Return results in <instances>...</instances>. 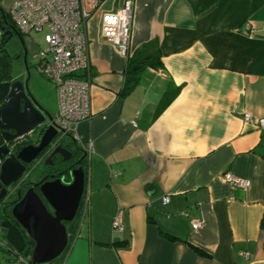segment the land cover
Returning <instances> with one entry per match:
<instances>
[{
	"label": "crops",
	"instance_id": "0c3cea01",
	"mask_svg": "<svg viewBox=\"0 0 264 264\" xmlns=\"http://www.w3.org/2000/svg\"><path fill=\"white\" fill-rule=\"evenodd\" d=\"M124 1L103 0L86 23L77 76L92 115L76 143L89 214L55 262L264 264V129L243 119L264 117V0H133L127 56L100 35ZM24 43L27 57L39 50Z\"/></svg>",
	"mask_w": 264,
	"mask_h": 264
},
{
	"label": "water",
	"instance_id": "95a60500",
	"mask_svg": "<svg viewBox=\"0 0 264 264\" xmlns=\"http://www.w3.org/2000/svg\"><path fill=\"white\" fill-rule=\"evenodd\" d=\"M10 33V32H9ZM26 66V50L23 51ZM28 80L0 83V183L4 188L16 183L22 176L25 165L30 164L44 152H50L45 164L53 162L51 156L59 155V163L68 161L71 152L57 142L75 145L76 140L68 134H61L54 117L48 114L33 99L28 89ZM43 124L42 134L37 144L24 145L14 153L4 141L16 140ZM12 131V133H10ZM67 140V141H66ZM85 153L82 158L86 157ZM74 163L73 165H75ZM77 167H68L39 181L29 182V187L10 209L12 220L5 218L0 227L5 231L8 243L15 255L24 253L28 246L27 238L33 241L28 264H47L61 255L68 244V223L74 221L84 190V168L81 160ZM65 174L70 178L65 182ZM5 195V189L0 198ZM25 258L24 256H22ZM7 264H24L11 262Z\"/></svg>",
	"mask_w": 264,
	"mask_h": 264
},
{
	"label": "built area",
	"instance_id": "2783aa9c",
	"mask_svg": "<svg viewBox=\"0 0 264 264\" xmlns=\"http://www.w3.org/2000/svg\"><path fill=\"white\" fill-rule=\"evenodd\" d=\"M103 0H16L9 8L14 22L24 33L44 31L45 49L31 54L37 71L54 84L56 115L54 122L61 134L78 140L77 126L92 115L90 83L80 79L77 73L88 67V37L86 23ZM133 0L101 16V38L114 45L121 55L129 53V38ZM243 119L264 129V117L253 118L244 113ZM224 181L238 187H248L249 181L229 172L222 175ZM166 202V198L162 197ZM89 194L83 192L74 218L79 228L89 214ZM203 225L201 219L192 221L194 229ZM112 230L121 232L123 224L118 212L112 220ZM18 261L28 260L18 256ZM50 264V263H47ZM54 264V263H53ZM56 264H63L58 262Z\"/></svg>",
	"mask_w": 264,
	"mask_h": 264
},
{
	"label": "flooded vegetation",
	"instance_id": "af4514ba",
	"mask_svg": "<svg viewBox=\"0 0 264 264\" xmlns=\"http://www.w3.org/2000/svg\"><path fill=\"white\" fill-rule=\"evenodd\" d=\"M9 8L5 10L0 6V49L3 50L4 54L8 57L11 65L10 74L5 78H3V80H1L0 83L9 82L11 84L14 81H21V82L25 81L21 79L20 76L13 74L12 61L14 60L22 61L23 66L25 67L23 62V51L26 49L24 43V36L29 35V32L24 33L23 31H21L19 26H17V24L14 22L13 16L9 12ZM15 40H17L16 42L19 43V53L12 55V53L8 51L7 45L9 44L10 41H15ZM26 66L28 67L27 60H26ZM2 102L3 100L0 102V105ZM42 130H43V124H40L34 130H31L25 135L19 137L18 139L7 142L4 141L3 143L8 146L9 151L11 153H14L16 150H18V148L24 145L37 144L42 134ZM10 133H12V131H10ZM58 144H61L63 147L67 148L71 152V157L68 161L64 163H59L61 158L59 157V155L56 154L51 156L50 160L53 162V165L50 166L48 164H45V162L51 151L49 152L43 151L40 154V156H38L35 159V161L25 165V170L21 178L16 183H13L6 188H4L3 184L0 183V193H2L3 189H5V195L2 198H0V221L5 218H9L10 220H12V217L10 215V209L13 206V204L17 202V200L19 199L17 193L20 192V194L22 195L25 192L26 188L29 187V182L31 181L27 180V178L30 176L31 171L33 170L32 166L34 164L43 162L46 168L33 181H39L45 175L50 176L62 170H66L68 172L69 171L67 169L68 167L71 166V168H76L78 166L77 165L78 160H81V166L84 167V162L86 160V157L82 158V156L86 153L84 148L79 146L77 143H75V145H72L71 143L66 144V142L59 141L57 142L56 145ZM74 163L76 164L73 165ZM0 164H1V160H0ZM65 177H66L65 182H69L70 178L68 177L67 174H65ZM68 230H69V226H68ZM8 251L13 255H15L13 249L9 248ZM25 259L27 258L25 257Z\"/></svg>",
	"mask_w": 264,
	"mask_h": 264
},
{
	"label": "rangeland",
	"instance_id": "374dc122",
	"mask_svg": "<svg viewBox=\"0 0 264 264\" xmlns=\"http://www.w3.org/2000/svg\"><path fill=\"white\" fill-rule=\"evenodd\" d=\"M44 31H31L28 36H30L31 40L34 42L37 48L45 49L47 44L43 40ZM15 41H10L7 45V49L12 55L19 53V43ZM28 63V73L23 66L22 61L14 60L12 61L13 67V74L20 76L23 80H28V89L30 91L31 96L33 97L34 101L39 106H44V110L54 116L56 113V96H55V89L54 84L48 80L47 78L43 77L36 69L33 61L31 60V56L27 57ZM67 141V140H66ZM33 170L31 171L30 176L27 178L29 181H33L36 177L45 170V164L36 163L32 166ZM0 246L6 242L5 239V231L0 227ZM1 248V247H0ZM62 255V254H61ZM52 260L51 262L57 261L60 256ZM10 253L7 248L0 249V264H6L7 262H17V259ZM29 256H27L28 258ZM50 262V263H51Z\"/></svg>",
	"mask_w": 264,
	"mask_h": 264
},
{
	"label": "trees",
	"instance_id": "16d2710c",
	"mask_svg": "<svg viewBox=\"0 0 264 264\" xmlns=\"http://www.w3.org/2000/svg\"><path fill=\"white\" fill-rule=\"evenodd\" d=\"M157 56L158 55L155 54V57H157ZM153 57L152 56H147L146 58L147 59H151ZM10 68H11L10 60L4 54L3 50L0 49V81L3 80V78H5L6 76H8L10 74ZM74 223L75 222L73 221V222L67 224L69 226V230L71 228H73ZM27 240H28V246H27V248L25 249L24 253H21L20 255H16L15 256L16 259H17L18 256H24V257L27 258V256L30 255L34 243H33V241L30 238H27ZM0 247H1L0 249H3L4 247L7 248V250H9V248L12 249L11 246L8 243H6V242L3 245H1ZM17 261H18V259H17ZM14 262H16V261H14ZM7 263H11V262H7ZM53 263L56 264L58 262H55L54 261V262H51L50 264H53Z\"/></svg>",
	"mask_w": 264,
	"mask_h": 264
}]
</instances>
